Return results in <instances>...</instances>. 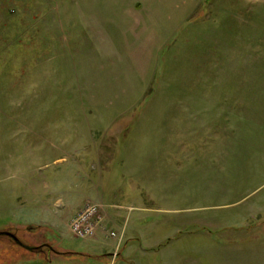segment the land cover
<instances>
[{
  "label": "rangeland",
  "instance_id": "rangeland-1",
  "mask_svg": "<svg viewBox=\"0 0 264 264\" xmlns=\"http://www.w3.org/2000/svg\"><path fill=\"white\" fill-rule=\"evenodd\" d=\"M70 136L120 139L147 184L92 201L123 263L264 264V0H0V230L55 243L1 238L0 264L97 263L57 254L92 245Z\"/></svg>",
  "mask_w": 264,
  "mask_h": 264
},
{
  "label": "crops",
  "instance_id": "crops-1",
  "mask_svg": "<svg viewBox=\"0 0 264 264\" xmlns=\"http://www.w3.org/2000/svg\"><path fill=\"white\" fill-rule=\"evenodd\" d=\"M113 138L114 136L103 137L100 139H96L92 136H70L65 139H57L56 141L51 140L50 147H67L69 153L74 154L72 156L73 171L76 174L81 172L85 173V175L90 180V190L83 197V200L85 198L86 199L83 202L81 201L79 205L76 206V208L71 212L68 228H70V220L73 218L76 212L83 207L86 201H99L103 203L107 209V213H111V216L115 213L116 215H123L122 211H125L127 209H125V207H129L128 205L131 204H125L124 202V200L128 198V190L131 188H136L137 190H140L142 187L146 188L147 184L141 186V182L138 180V178H135L136 172L134 171L136 168V163H133V168H131L129 167L131 164L126 162V155L121 152V156L118 154L116 150L118 146H116L115 143L121 140H115ZM103 141H110L113 143L110 145H105L102 144ZM97 143L101 144L98 145ZM109 147H111V149H109ZM112 148H115V151L112 150ZM62 159H66V156L57 158L56 160ZM112 209H114L113 213ZM110 221V219H106L107 223ZM37 226H40L38 232H42L44 234L46 233V231H44L46 226L42 224H37ZM106 226H108V224H106ZM30 232L33 231L30 230ZM108 236L107 229H100L97 235L90 239L92 245L89 250L81 253H74L73 251H66L62 249L57 254H63L65 256L74 254L81 255L97 262L94 264H119L125 262L124 260L126 259H130V255L135 252V249L132 247H125L124 249L127 250V256H121V252L119 251L122 248L119 244V241L116 245L110 246L107 242ZM49 243H51L53 246L55 245V243L51 241H49ZM41 256L43 257V260L47 259V255L41 254ZM51 261H54V259Z\"/></svg>",
  "mask_w": 264,
  "mask_h": 264
},
{
  "label": "built area",
  "instance_id": "built-area-1",
  "mask_svg": "<svg viewBox=\"0 0 264 264\" xmlns=\"http://www.w3.org/2000/svg\"><path fill=\"white\" fill-rule=\"evenodd\" d=\"M71 231L76 237L93 238L100 229H107L103 207L97 202H87L72 218ZM109 235L116 236L114 231Z\"/></svg>",
  "mask_w": 264,
  "mask_h": 264
},
{
  "label": "flooded vegetation",
  "instance_id": "flooded-vegetation-1",
  "mask_svg": "<svg viewBox=\"0 0 264 264\" xmlns=\"http://www.w3.org/2000/svg\"><path fill=\"white\" fill-rule=\"evenodd\" d=\"M8 238L11 242L15 243L17 246L23 247L30 252H36L37 254H45L48 257L47 249L42 247V244H33L30 241H26L25 239L19 237L16 232L12 230H0V239ZM14 244V245H15ZM54 250L52 246H49L48 252ZM52 253V252H51Z\"/></svg>",
  "mask_w": 264,
  "mask_h": 264
},
{
  "label": "trees",
  "instance_id": "trees-1",
  "mask_svg": "<svg viewBox=\"0 0 264 264\" xmlns=\"http://www.w3.org/2000/svg\"><path fill=\"white\" fill-rule=\"evenodd\" d=\"M49 246H52V244L51 243H49V242H43L42 243V247H44V249H46V248H48L49 249ZM59 252V251H58ZM48 258V257H47ZM47 260V259H46Z\"/></svg>",
  "mask_w": 264,
  "mask_h": 264
}]
</instances>
